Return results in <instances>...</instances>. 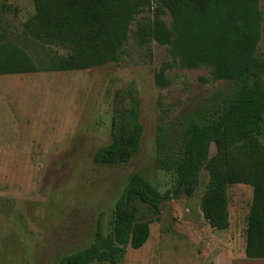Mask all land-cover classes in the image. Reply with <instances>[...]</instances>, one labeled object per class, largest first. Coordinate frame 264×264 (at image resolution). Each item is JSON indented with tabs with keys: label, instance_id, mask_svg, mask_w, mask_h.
I'll use <instances>...</instances> for the list:
<instances>
[{
	"label": "rangeland",
	"instance_id": "rangeland-1",
	"mask_svg": "<svg viewBox=\"0 0 264 264\" xmlns=\"http://www.w3.org/2000/svg\"><path fill=\"white\" fill-rule=\"evenodd\" d=\"M156 6L136 16L117 62L0 74V264H57L93 243L98 221L104 234L110 233L115 203L134 173L162 193L171 189L174 172L157 165V126L189 114L203 121L215 118L233 95V82L215 78L210 68L185 66L155 40L137 42L138 21L153 18ZM260 8L264 15V0ZM34 13L33 0H0V48L15 45L36 65L49 68L68 51L24 33ZM159 15L170 26L169 11L162 8ZM257 54L264 59V20ZM157 75L166 86L157 84ZM133 97L140 102L144 126L140 150L128 163L96 164L95 152L111 142L114 112L128 108ZM216 153L212 144L210 157ZM209 180L203 169L185 194L161 206L159 215L137 204L139 219L151 220L150 237L140 249L127 245L117 264H199L219 257L228 243L245 253L253 189L229 186L230 227L219 231L201 207Z\"/></svg>",
	"mask_w": 264,
	"mask_h": 264
},
{
	"label": "trees",
	"instance_id": "trees-1",
	"mask_svg": "<svg viewBox=\"0 0 264 264\" xmlns=\"http://www.w3.org/2000/svg\"><path fill=\"white\" fill-rule=\"evenodd\" d=\"M33 2L35 13L24 23V33L43 44L65 48L68 54L43 68L15 45L1 46L0 74L83 70L117 62L130 25L155 2L154 17L138 21L137 42L168 45L185 66L210 68L215 78L234 84L233 95L217 117L203 121L189 114L157 126V165L174 172L172 188L162 193L140 173L132 174L115 203L112 231L104 234L98 221L93 243L57 264L119 263L127 245L141 248L150 237L151 220L139 219L137 204L159 215L161 206L185 194L203 169H208L210 180L201 207L212 228L230 227L229 186L252 187L245 253L250 259L264 258V59L257 54L264 20L261 0ZM162 8L171 15L170 26L160 18ZM156 81L167 85L160 75ZM139 105L133 97L128 108L114 112L111 142L95 152L96 164L128 163L140 150L144 126ZM212 144L217 153L210 157Z\"/></svg>",
	"mask_w": 264,
	"mask_h": 264
},
{
	"label": "crops",
	"instance_id": "crops-1",
	"mask_svg": "<svg viewBox=\"0 0 264 264\" xmlns=\"http://www.w3.org/2000/svg\"><path fill=\"white\" fill-rule=\"evenodd\" d=\"M222 230H228V228L222 229ZM243 250L244 248L242 247L239 250V252H234L232 250L231 245L228 243V248H226V251L223 254H221L219 257L215 256L211 261H205L202 263H205V264H209V263H213V264H264V258L250 259L246 256V253H243Z\"/></svg>",
	"mask_w": 264,
	"mask_h": 264
}]
</instances>
